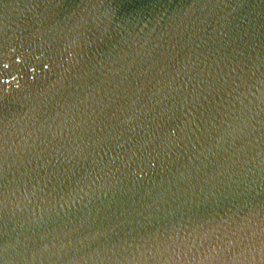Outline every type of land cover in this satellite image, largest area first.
<instances>
[{
  "label": "water",
  "instance_id": "obj_1",
  "mask_svg": "<svg viewBox=\"0 0 264 264\" xmlns=\"http://www.w3.org/2000/svg\"><path fill=\"white\" fill-rule=\"evenodd\" d=\"M0 264H264V0H0Z\"/></svg>",
  "mask_w": 264,
  "mask_h": 264
}]
</instances>
